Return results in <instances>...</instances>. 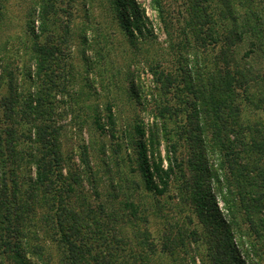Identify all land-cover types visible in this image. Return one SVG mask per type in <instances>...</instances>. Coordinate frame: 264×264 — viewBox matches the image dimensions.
<instances>
[{"label":"trees","instance_id":"trees-1","mask_svg":"<svg viewBox=\"0 0 264 264\" xmlns=\"http://www.w3.org/2000/svg\"><path fill=\"white\" fill-rule=\"evenodd\" d=\"M43 2L40 0L36 6L39 35L46 33V37L41 42L39 35H35L32 68L30 65L26 69L34 86L23 92L17 75L9 70L0 73V86L5 83L7 89L0 96V264L10 254L18 264H35L27 255L29 230L35 225L45 227L48 236L58 244L60 264H126L125 249L114 246L120 237L114 238L113 228L105 229L100 223L103 217L107 222L113 221L112 214L84 195V181L92 182L94 176L86 153L81 155L82 167L64 170L60 128L51 116L54 110L50 93L58 85L56 67L62 50L60 40L55 42L54 38L55 19L48 16L52 4ZM152 2L163 20L161 0ZM187 4L189 19L198 27L193 30L194 56L190 60L186 45L180 43L176 53L178 67L185 70L182 83L177 81L185 90L178 95V103L190 108V112L183 117V123L174 118L176 128L181 123L174 131L176 136L170 135V129L161 123V136L158 130L149 127L148 141L156 178L165 185L169 176L174 175L175 181L183 183L178 185L180 192L190 191L204 231H192L195 235L192 249L186 243L188 234L182 233L178 234V240L172 239L170 247L152 248L149 242L145 243L152 256L158 250L173 255L175 248H182L185 259L182 264H255L253 253L261 256L260 249H264V119L247 120L245 114L264 110V0H218L216 17L209 0H187ZM131 18L140 23L136 13ZM246 40L250 52L256 55L253 58H260V67L246 64L238 56V46ZM208 48L214 51L210 61L205 59ZM42 74L45 79L37 85L36 79ZM168 110L167 105L160 108L162 119ZM190 119L195 123L196 135L192 134ZM205 129L212 141L211 155H218V167L212 172L204 150ZM180 140L187 142L190 155H195V147L206 153V162L202 153L201 166H207L191 168L190 174L194 175L190 179L182 168L186 160L177 156ZM162 142L167 151V170L162 167ZM139 158L141 168L144 165L148 169L151 162L146 152L141 151ZM152 174L147 173L145 178L151 179ZM206 175L211 179L205 184L202 178ZM212 180L214 192H218L230 211V219L220 214L222 208L216 203L215 193L210 192ZM239 210L242 215H235ZM143 219L146 221L147 216ZM168 228L167 225L163 231L166 237L171 234ZM202 233L207 236L202 237ZM144 239H138L139 253H133L134 259L143 255ZM203 243L205 251L199 252L202 255L199 258L198 246ZM32 249L42 258V245H34Z\"/></svg>","mask_w":264,"mask_h":264},{"label":"rangeland","instance_id":"rangeland-1","mask_svg":"<svg viewBox=\"0 0 264 264\" xmlns=\"http://www.w3.org/2000/svg\"><path fill=\"white\" fill-rule=\"evenodd\" d=\"M43 1L45 5L52 4L48 16L55 19L54 38L55 42L60 40L62 50L56 67L55 81L58 85L50 93L54 110L51 116L60 128L64 170L82 167L81 155L86 153L94 176L92 182L84 181V195L92 203L105 206L108 214H112L113 221L107 222L108 219L103 217L100 223L105 229L113 228L114 238L120 237V242L116 241L114 246L125 249L126 264H182L185 260L182 248H175L173 255L158 250L152 256L145 242H149L152 248L170 247L172 239L178 240V234L182 233L183 236L188 234L186 243L192 249L195 244L192 242L195 236L192 231H204L190 191L180 192L179 186L183 183L175 181L174 175L169 176L165 185L156 178L148 141L149 127L158 130L161 136L165 123L170 129L169 134L174 135L185 114L190 112V108L178 103V95L185 90L177 81L182 83L185 70L178 67L176 53L180 43L186 45L190 60L194 56L191 48L193 30H198V27L189 19L187 0H161L163 20L152 0ZM39 2L0 0V73L9 70L17 75L23 92L34 86L31 77L26 75V69L31 65L35 35L40 34L36 6ZM209 3L216 17L218 0H209ZM132 13L138 15L137 22L140 23L131 18ZM49 26L51 29L52 26ZM136 26H140L139 29ZM45 37L46 33H41L38 39L43 42ZM212 52L208 48L205 59L210 61ZM238 56L246 64L254 63L256 67L262 64L260 58H253L256 55L250 52L247 40L238 46ZM62 66L64 69L61 71ZM58 73L60 76H57ZM44 79L42 74L36 79L37 85ZM169 82L172 85H168ZM6 92L4 83L0 86V96ZM164 105L169 110L162 119L160 108ZM251 117L253 120L257 117L264 119V110L245 114V119ZM174 118L181 122L177 128ZM189 124L192 134L196 135L192 119ZM202 136L205 139L204 150L209 157V171L212 172L218 167V155H211L212 141L206 129ZM198 148L195 147L194 156L190 155L186 141L180 140L177 148V156L186 160L182 168L188 179L194 175L190 174L191 168L207 166H201V156L205 155V162L207 158L206 153ZM141 151L146 152L147 160L151 162L148 169L144 165L141 168ZM160 155L162 167L167 170L165 142L160 145ZM151 172V179L145 178ZM202 179L206 184L211 178L206 175ZM210 192L215 193L216 203L222 208L221 216L230 219V211L218 192H214L213 180ZM241 212L239 210L235 215L241 216ZM146 216L145 221L143 217ZM167 225L169 228L166 230L171 234L166 237L163 231ZM243 225V233L245 231L246 234V224ZM40 226H31L29 230L27 255L35 264H60L58 244L48 236L49 231ZM141 235L145 238L144 253L134 259L133 253H139L138 239L142 238L139 237ZM201 236L206 237L207 233ZM247 237L253 240L251 236ZM39 244L43 247V259L33 253V246ZM203 251L204 243L198 246L199 258L202 256L199 252ZM260 251L261 256L252 255L255 264H264V249ZM10 255L3 259L2 264H18L13 254Z\"/></svg>","mask_w":264,"mask_h":264}]
</instances>
